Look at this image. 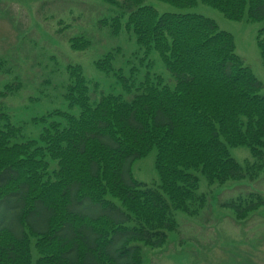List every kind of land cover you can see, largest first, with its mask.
<instances>
[{"label":"trees","instance_id":"obj_1","mask_svg":"<svg viewBox=\"0 0 264 264\" xmlns=\"http://www.w3.org/2000/svg\"><path fill=\"white\" fill-rule=\"evenodd\" d=\"M102 1L122 14L98 23L115 35L126 26L138 43L134 57L158 52L175 85L149 71L142 79L134 70L127 75L114 65L121 53L115 47L95 65L113 73L129 97L94 98L83 66L73 63L64 92L70 110L34 117L42 125L38 138L21 140L23 125L0 108V264H145L143 246L167 243L180 227L177 211L197 216L207 207L200 175L214 186L254 180L264 170L263 82L236 52L235 36L200 13H160L144 0ZM162 1H201L229 19L264 22V0ZM256 42L264 60V25ZM70 44L84 50L91 41L81 35ZM7 70L0 59V72ZM19 89L5 84L0 96ZM241 145L254 161L232 156L231 147ZM152 150L155 185L132 173ZM224 205L244 220L264 205V194L247 191ZM3 206L15 224L5 222Z\"/></svg>","mask_w":264,"mask_h":264},{"label":"rangeland","instance_id":"obj_2","mask_svg":"<svg viewBox=\"0 0 264 264\" xmlns=\"http://www.w3.org/2000/svg\"><path fill=\"white\" fill-rule=\"evenodd\" d=\"M160 13H200L214 19L220 29L231 32L236 40V52L250 65L263 82L264 60L256 42L262 21L233 20L218 9L199 1L191 7H181L162 0H144ZM122 14L117 6L102 0H0V59L7 62V71L0 72V90L5 84L18 83L19 90L0 96V108L12 115L13 121L22 124L23 137L38 138L42 125L34 117L54 109L70 110L64 98L68 81L67 66L81 64L90 80L92 94L99 98L103 93L130 95L116 83L113 73L96 68V60L115 47L121 53L114 60L127 75L131 71L142 79L149 71L159 74L163 83L173 87L175 79L167 70L160 54L153 51L144 60L143 53L134 56L138 43L134 33L124 26L115 35L111 27L98 21ZM126 21V15L122 18ZM86 36L91 45L74 50L70 40ZM152 61V65H150ZM138 69V70H136ZM78 109L75 108L74 112ZM231 154L240 163L254 161L248 146L231 147ZM156 150L137 159L132 165L133 176L149 185L159 183L155 168ZM201 176L200 192L209 194L207 207L201 215L190 216L176 212L180 227L169 233L167 243L158 248L143 246L145 264H264V205L253 210L244 220L235 219L233 209L224 202L247 191L264 194V170L258 178L229 180L222 185L209 186ZM5 222L15 224L14 212L2 207ZM36 239H33V244ZM39 257L33 246L34 261Z\"/></svg>","mask_w":264,"mask_h":264}]
</instances>
